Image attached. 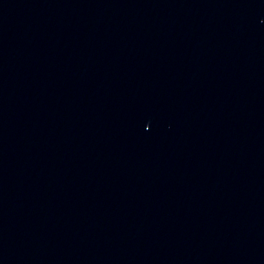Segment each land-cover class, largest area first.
Returning <instances> with one entry per match:
<instances>
[{
    "label": "water",
    "instance_id": "1",
    "mask_svg": "<svg viewBox=\"0 0 264 264\" xmlns=\"http://www.w3.org/2000/svg\"><path fill=\"white\" fill-rule=\"evenodd\" d=\"M0 264H264V0H0Z\"/></svg>",
    "mask_w": 264,
    "mask_h": 264
}]
</instances>
